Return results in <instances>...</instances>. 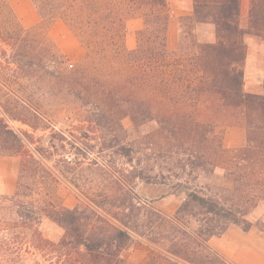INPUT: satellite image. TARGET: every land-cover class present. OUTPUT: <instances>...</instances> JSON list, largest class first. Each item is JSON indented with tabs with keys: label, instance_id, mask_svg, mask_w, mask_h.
<instances>
[{
	"label": "trees",
	"instance_id": "1",
	"mask_svg": "<svg viewBox=\"0 0 264 264\" xmlns=\"http://www.w3.org/2000/svg\"><path fill=\"white\" fill-rule=\"evenodd\" d=\"M30 2L40 21L27 28L0 0V155L21 158L15 193L0 195V264L32 252L47 264H131L122 252L135 241L152 251L141 264H233L209 243L231 226L250 231L264 204V78L262 94L244 91L245 36L264 41V0H251L247 29L241 0H192L172 50L167 0ZM57 19L86 50L79 64L50 36ZM201 25L214 26V43L198 40ZM232 128L243 137L228 147ZM217 170L232 189L190 185ZM61 180L81 199L73 207L58 202ZM181 193L174 214L156 207ZM45 219L58 242L39 230Z\"/></svg>",
	"mask_w": 264,
	"mask_h": 264
},
{
	"label": "rangeland",
	"instance_id": "2",
	"mask_svg": "<svg viewBox=\"0 0 264 264\" xmlns=\"http://www.w3.org/2000/svg\"><path fill=\"white\" fill-rule=\"evenodd\" d=\"M13 9L17 13V16L21 20L25 27H32L36 25L37 13L32 7L29 0H9ZM187 3L185 0H168V5L170 9V22L168 28V47L172 50L181 42L183 34L190 29V23L187 19L188 16L181 15V9L185 7ZM249 10L244 16L241 14V26L244 29L248 28L249 24ZM143 20L141 18L131 19L128 23L126 46L128 49H133L136 47V31L142 28ZM210 25H201L197 27L196 34L200 42H206L209 35L212 33L216 37L215 28H210ZM50 36L56 43L58 48L67 56L69 63L79 64L85 56L86 50L79 43L78 39L75 37L73 32L68 28L66 23L57 19L50 28ZM216 41V39H215ZM214 41V42H215ZM212 42V43H214ZM245 42L247 44V55L250 51V59L247 67V59L244 65L245 77L248 90L254 92L260 89L259 84H255L257 77V67L264 61V41L253 35H246ZM247 67V70H246ZM263 78L261 83L263 84ZM249 85L255 86V88H250ZM245 91V87H244ZM247 93V92H246ZM14 129H27V127L20 125L19 123L12 124ZM124 126L128 131L132 130V123L130 120L126 119L124 121ZM155 128V125H150L148 127L142 128L143 131H149ZM37 136H43V133H38ZM243 137L242 130L232 128L228 129L224 136V144L228 147L239 145ZM21 158L20 157H9L0 155V195H13L16 191L17 180L19 175ZM190 185L199 187H213V188H226L232 189L234 187V182L231 178L224 175L220 170H217L211 175H206L204 173H199L198 175H193L189 178ZM58 202H62L63 205L67 207H73L78 204L81 199L78 196L74 188L67 182L61 180L58 185ZM185 193H181L176 196H169L158 201L155 205L158 209L163 212L168 213L169 210L179 207L182 201L185 199ZM56 199V198H55ZM250 220L254 223L253 228L259 231L264 230V204L258 206L253 213L250 215ZM42 235L52 241L58 242L62 236V229L55 223L48 219H45L40 227ZM264 233V231H262ZM28 237H31V232L26 231ZM239 240L236 237H232L231 240ZM241 241V240H239ZM151 248L143 241L132 242L123 252L122 257L131 264H141L151 253ZM45 254L42 252H32L27 255L28 264H34L35 262L39 264H47L45 260Z\"/></svg>",
	"mask_w": 264,
	"mask_h": 264
},
{
	"label": "crops",
	"instance_id": "3",
	"mask_svg": "<svg viewBox=\"0 0 264 264\" xmlns=\"http://www.w3.org/2000/svg\"><path fill=\"white\" fill-rule=\"evenodd\" d=\"M185 2L187 4L185 5L184 8L181 9L180 11L181 15L190 16L193 10V2L192 0H185ZM249 3L251 5V0H241V14L243 13L244 16L248 12ZM37 17H38L37 22L39 23L40 19L38 14ZM210 26L214 28L213 25ZM215 39L216 37L212 33L211 35L208 36L206 42L212 43L215 41ZM250 59L252 60L249 51L247 55V67ZM263 75H264V61L261 62L257 67V77H256V82H254L255 84H259L260 89L254 92H250L248 90V86L245 81L244 82L245 92L251 94H262L263 84L261 83V79ZM249 87L255 88V86H251V85H249ZM177 208H173L172 210H169L168 213L174 214ZM232 237H236L241 241L235 239L231 240ZM209 244L210 247L215 252H217L220 256H222L224 259H226L227 261L233 264H264V233L257 229L252 228L250 231L245 232L240 227L231 226L223 236L212 238Z\"/></svg>",
	"mask_w": 264,
	"mask_h": 264
}]
</instances>
